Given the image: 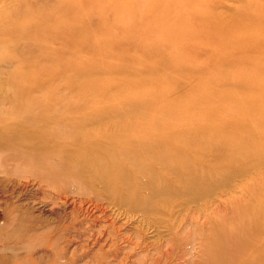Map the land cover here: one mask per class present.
I'll use <instances>...</instances> for the list:
<instances>
[{"label":"bare ground","instance_id":"obj_1","mask_svg":"<svg viewBox=\"0 0 264 264\" xmlns=\"http://www.w3.org/2000/svg\"><path fill=\"white\" fill-rule=\"evenodd\" d=\"M54 57L46 81L67 69L68 94L40 91L37 64ZM1 61L11 89L1 93V183L28 175L37 185H75L63 202L75 193L100 213L124 206L165 227L159 245L139 241L140 231L121 237L140 247L144 264L177 255L178 230H186L178 255L189 260L173 264H204L202 250L205 264L227 263L224 255L263 264L264 0H0ZM4 201L0 240L7 220L21 226L46 206L36 200L27 212L21 199ZM219 204L226 213L213 244ZM117 255L103 250L80 264H122Z\"/></svg>","mask_w":264,"mask_h":264},{"label":"rangeland","instance_id":"obj_2","mask_svg":"<svg viewBox=\"0 0 264 264\" xmlns=\"http://www.w3.org/2000/svg\"><path fill=\"white\" fill-rule=\"evenodd\" d=\"M52 47L54 49L51 48L50 51L54 50V51L59 53V47L58 46L57 47L52 46ZM70 56H73V54H71ZM70 56H67V57H70ZM56 59L57 58L54 57L53 59H49L48 61L42 60V61H39V63L37 64L38 66L36 69H37L38 73L40 74L41 78L45 80V81L43 80L44 82L41 85L40 91L42 93H49L50 90L54 89L55 91L56 90L59 91L61 94H68V93H70L69 92L70 89L67 88L66 80H64L65 74L68 73L67 69L64 70L65 74H62V73L55 74V79H57V83L53 84V81L52 82H50V80L46 81V79H50L51 72L54 73V70L53 71H48V70L53 67V64H51V62L56 60ZM64 59H65V56H64ZM24 61H25V63H29V61H27V60H24ZM5 62L8 63L7 61H1L0 62V107L1 108H6L8 106V102L7 101L4 102L6 99L4 101H2L4 98L1 97V93L4 92V93L8 94L11 90L10 86L8 84V72L9 71H7V74L5 73V70L8 67L5 64ZM90 73H92V72H89V74ZM6 77H7V79H6ZM1 98H2V100H1ZM21 179L19 180L17 177H13L12 181L10 182L9 185L6 183H1V181H0V187H1L0 188V225H2L1 223L3 221L5 222L6 219H8L6 213H4L2 211L3 207L6 204L4 200H6V202L8 204L9 202L18 201V199L19 200L21 199V201H23V202H21L18 205L21 206L20 208L22 211L27 210V212L30 210L29 206L31 204L34 206L37 204L36 200L37 201L41 200V202L45 203L46 206L44 207L45 209H43L44 211H41V213H37L38 211L35 212V210H34L33 211L34 212L33 219L23 222L21 224V226L18 223L19 220L18 221L17 220H11V219L7 220V223H6V226H7L6 231L7 232L5 234L6 236L2 240H0V255L4 256L8 260L9 263L11 262L10 264H13V263L14 264H20V263L22 264V261L24 258H26L27 260L30 259L27 264H29V263H31V264H50V262H52L53 260H63V259L67 260V258L70 257V255L72 257L73 264H78V263L80 264V262L83 263V261L84 262H86V261L91 262V259H93L94 256H96L98 253H100L103 250H107L111 253L117 252V254H118L117 259H119L120 261L123 260L122 264H132V263L133 264H144V260L141 257L142 253L140 252V247H137V246H134V248L129 247V244L125 240H123V238H121V237L122 236H124L126 238L130 237L132 240H135L136 238L133 237V234L136 235L140 231L139 232L140 234L138 233L140 235L138 237L139 241L143 242L145 240V241L155 243L157 245L162 243L165 240V238L167 237V230L165 227L162 226V227L156 228L154 226L147 225L145 218L140 216L137 212L125 210L124 206L115 207L112 204H109L106 206L105 213H100L97 209L93 208L92 204L80 203V201H79L80 196L76 195L75 193L70 194L71 197L68 198L66 202H63L64 201L63 196L66 195V193L68 194L69 193L68 191H77V186H75V185L70 184L69 186H67V185H63V184L58 183V184H55L53 186H48L44 182H40L37 185V183H35V180L34 181L31 180V177L28 175L24 178H21ZM24 179H25V181H24ZM24 183H26V185H25L26 188L24 187V191L22 190L23 192L20 194V196L19 197L13 196V194H12L13 186H15L16 188H20L23 186ZM50 190H51V192H49ZM53 193H57V194H53ZM44 194H46V196ZM23 196H24V200H22ZM48 199H49V202H48ZM24 201H26V202H24ZM71 203H72V205H71ZM222 209H223L222 204H219V206H215L213 208V236H212L213 244L215 243L216 236L219 234L216 231L215 223H217V226H223V224H224L223 218L222 219H220V218L222 215H224L226 213V210H222ZM81 210H83V211H81ZM86 219H88V220H86ZM45 220H47V221H45ZM50 223L52 224L53 227L50 225ZM107 223H108V225H107ZM109 223H111L110 224L111 226L109 225ZM11 224H12V226H10ZM64 224H68L70 226L69 230L64 231V229H60V231H58V229L60 227L62 228ZM208 224L209 223H207V225ZM83 226H85V227H83ZM9 227L12 230L9 229ZM16 228H18V230ZM109 229H112V232H109L108 231ZM8 230H9V234H8ZM43 230H45V231H43ZM14 231H15V233H14ZM101 231H103V232H101ZM185 231L186 230H184V231L182 230L180 232L178 230L177 234L174 236L175 237L174 242L176 245L178 244V246H179L178 251H177V255L175 254L173 256H170L169 260H166L165 263H162V264H173L175 262L177 263V262H181V261H182V263H184L183 260L188 258V256H189L188 252H186L184 256L178 255L181 252L180 248H182V247L185 248V246H183L185 244V238H184V236H186ZM10 232H12V233H10ZM27 233H29V234L27 235ZM56 233L57 234L59 233L58 234L59 237L57 236ZM207 233L211 235L209 229H208ZM10 235H11V237H10ZM23 235H24V237H23ZM111 236H112L113 240H112ZM46 238H48V239H46ZM67 238H69V239H67ZM17 239H19V240H17ZM120 239H122V240H120ZM46 240H47V242H46ZM113 241H115V242H113ZM53 242H55V243H53ZM105 242H106V244H105ZM31 243H32V245H31ZM111 243H113L112 246H111ZM76 244H77V246H76ZM2 246H3V248H2ZM197 247H198L197 251H199V253H200L201 245L198 244V242H197ZM80 248H82V249H80ZM78 249H80V250H78ZM246 249H247V253H248L247 255L253 254L256 251V247L254 245H250ZM128 251L131 252V254L129 253V255H127ZM260 252L263 254V257H264V248H263V250H260ZM205 253H206V251L202 250L200 253V257H198V260L200 259V262L201 263L204 262V264L206 263L204 260H206V258H207L206 256L208 255ZM150 254H151L150 256L152 258H153V256H155L153 259H156L157 257L160 256V253H158V250L153 251V252L150 251ZM90 255H92L91 259H90ZM27 256H28V258H27ZM110 256L112 257V255H110ZM110 256H109V259L111 258ZM16 258H18V259H16ZM37 258L39 260H37ZM78 258H81V260L78 261L77 260ZM224 258H225V261L227 263H222V264H239V263L235 262L233 259L230 260L229 257H226V255H224ZM15 260H16V262H15ZM187 260H189V258ZM38 261H39V263H38ZM198 263H199V261H198ZM90 264H92V263H90ZM263 264H264V262H263Z\"/></svg>","mask_w":264,"mask_h":264}]
</instances>
